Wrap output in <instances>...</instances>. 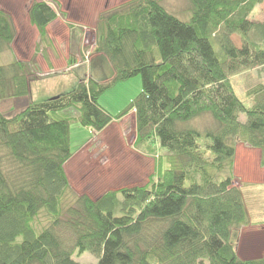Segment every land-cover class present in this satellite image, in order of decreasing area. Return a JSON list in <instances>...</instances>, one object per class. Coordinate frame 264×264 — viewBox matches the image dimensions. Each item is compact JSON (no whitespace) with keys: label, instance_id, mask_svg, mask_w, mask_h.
I'll return each instance as SVG.
<instances>
[{"label":"trees","instance_id":"obj_1","mask_svg":"<svg viewBox=\"0 0 264 264\" xmlns=\"http://www.w3.org/2000/svg\"><path fill=\"white\" fill-rule=\"evenodd\" d=\"M261 2L187 0L179 19L161 0H128L96 19L88 79L14 115L0 111V264H77L74 251H89L96 264H264V253L237 252L250 219L233 184L237 142L259 150L264 169V86L247 106L232 81L264 66V20L251 16ZM27 16L39 42H49L56 11L32 1ZM14 35L0 9V53L12 51ZM37 71L35 59L0 65V100L30 95ZM137 75L141 91L121 112L98 103ZM131 112L134 146L164 149L166 166L156 162L141 186L93 199L75 193L65 173L70 123L98 134ZM207 112V128L189 123Z\"/></svg>","mask_w":264,"mask_h":264},{"label":"rangeland","instance_id":"obj_2","mask_svg":"<svg viewBox=\"0 0 264 264\" xmlns=\"http://www.w3.org/2000/svg\"><path fill=\"white\" fill-rule=\"evenodd\" d=\"M32 1L41 0H0V9L11 17L15 27L12 51L0 53V65L10 62L11 57L15 56L22 61L35 59L38 66L30 95L0 100V111L7 115H14L30 101H43L66 93L80 79H88L92 72L90 63L97 57L93 52L96 19L101 12L116 8L128 0H43L58 15L55 21L47 25V43L39 42L37 28L29 22L27 10ZM161 1L179 19H187V0ZM251 16L254 21L264 20V2L257 4ZM232 39L240 45L241 40L237 35ZM36 44L38 48H35ZM63 59L65 64L62 69L60 64ZM51 61L56 71H52ZM232 81L234 91L247 106L256 103L258 95L254 89L260 84L264 86V66L237 73ZM141 88V76L130 77L101 93L98 103L110 114H117L129 105ZM205 115L208 116L196 117L189 123L200 129L207 128L212 121L208 112ZM240 118L243 120L244 115L241 114ZM69 131L73 155L65 163V173L69 185L77 194L85 193L93 199L107 190L141 186L153 173L154 164L161 161L162 166H166L164 149L148 154L134 146V118L131 116L121 122H112L98 134L76 122L70 123ZM236 145L233 184L241 189L250 219V223L241 229L237 252L243 258H254L264 253V169L259 165V150L242 142ZM141 156L147 159L140 160ZM153 174L156 176V170ZM72 257L77 264H96L97 261L89 251L78 255L74 251Z\"/></svg>","mask_w":264,"mask_h":264},{"label":"crops","instance_id":"obj_3","mask_svg":"<svg viewBox=\"0 0 264 264\" xmlns=\"http://www.w3.org/2000/svg\"><path fill=\"white\" fill-rule=\"evenodd\" d=\"M1 8V7H0ZM2 9V8H1ZM56 20V19H55ZM55 20H53V21H55ZM52 23V22H51ZM65 64V60L63 59V62L60 64V68H62L63 69V65ZM51 65L53 66V69H52V71H56L55 69H56V67H55V65L53 64V61H51ZM40 66H42L43 67V65H41L40 64ZM50 70V69H49ZM51 71V70H50ZM128 116H131V117H134V115H133V112H131V113H129V114H127V115H125V116H123V117H121V120H118V121H113V122H121L123 119H125L126 117H128ZM140 158V160H145V159H147V157H143V156H141V157H139ZM142 158V159H141ZM249 258V257H248ZM250 258H253V257H250Z\"/></svg>","mask_w":264,"mask_h":264}]
</instances>
